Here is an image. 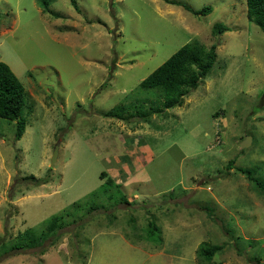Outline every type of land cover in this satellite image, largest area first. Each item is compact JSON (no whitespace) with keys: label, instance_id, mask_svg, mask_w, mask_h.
Here are the masks:
<instances>
[{"label":"rangeland","instance_id":"1","mask_svg":"<svg viewBox=\"0 0 264 264\" xmlns=\"http://www.w3.org/2000/svg\"><path fill=\"white\" fill-rule=\"evenodd\" d=\"M40 1L0 0V61L27 103L17 141L0 118V245L64 211L75 221L36 248L0 246V264H264V190L236 170L264 183V33L246 1L175 0L205 15L163 0H47L52 14ZM215 23L227 29L214 35ZM194 40L214 43L216 60L181 106L104 115L139 105V82ZM107 176L120 186L110 200ZM204 243L222 246L210 261Z\"/></svg>","mask_w":264,"mask_h":264},{"label":"trees","instance_id":"2","mask_svg":"<svg viewBox=\"0 0 264 264\" xmlns=\"http://www.w3.org/2000/svg\"><path fill=\"white\" fill-rule=\"evenodd\" d=\"M169 4L181 5L194 15H205L211 12L210 6H203L201 9H193L190 6L180 3L175 0H163ZM246 1V16L248 20L255 23L264 33V0H245ZM43 12H50L47 5V0H41ZM227 27L220 23H215L212 26V33L218 34L226 30ZM216 60V45L213 43L206 47L198 41H190L180 46L173 52L164 62L157 66L145 78L139 82V88L145 91L146 96L142 99L139 105L135 104H122L115 106L104 113L105 116L114 117L118 119H125L124 112L126 109L135 108V112H128V116L138 115L142 119H147L151 112H158L162 108H173L181 106L183 99L191 89L197 87L198 83L203 80L210 72ZM149 90H154L152 93L155 98L149 99L147 94ZM159 100V101H157ZM144 102L148 103V108L145 107ZM25 90L22 83L12 72L7 63L0 61V118L7 119L8 121H15L14 141L21 138L25 125L26 118L21 116L26 108ZM148 109V110H147ZM236 170L244 175L247 179L252 181L258 188L264 190V183L254 178L250 171L246 168L237 167ZM107 172H101L100 178L103 179ZM46 182V179L41 181ZM113 186L120 188L113 179L109 176L106 177L104 182L100 185L98 190L105 193L107 199L111 197L108 194V189ZM121 191V190H120ZM93 197H97L99 191H93ZM98 198V197H97ZM117 203H127L125 195L122 193V198ZM75 207V212L78 210ZM88 209H95L91 206ZM73 213L64 211L59 215L49 217L36 233L33 227H27L24 231L18 232L12 236L8 242H3L0 246L7 248L6 243L9 245L7 249H32L44 244L45 241L59 237L58 229L71 225L75 219H67L72 217ZM67 217V218H66ZM66 218V219H64ZM77 220V219H76ZM158 230L156 224L149 220L148 229L149 235ZM50 244V243H49ZM222 246L202 244L199 247L198 254L203 259L210 261L215 253L221 250ZM45 249H41L44 252Z\"/></svg>","mask_w":264,"mask_h":264},{"label":"water","instance_id":"3","mask_svg":"<svg viewBox=\"0 0 264 264\" xmlns=\"http://www.w3.org/2000/svg\"><path fill=\"white\" fill-rule=\"evenodd\" d=\"M251 142V137H247L246 140H243L241 142V147H245L246 145H248L249 143ZM58 145L59 143L57 142L55 145H54V148H53V154H52V157H51V162L53 163L56 159V155H57V150H58Z\"/></svg>","mask_w":264,"mask_h":264},{"label":"crops","instance_id":"4","mask_svg":"<svg viewBox=\"0 0 264 264\" xmlns=\"http://www.w3.org/2000/svg\"><path fill=\"white\" fill-rule=\"evenodd\" d=\"M131 148H132V147H131ZM143 148H145V146H143ZM146 148L149 149L148 146H146ZM135 150H136V149H135ZM148 151H150V149H149ZM150 152H151V151H150ZM134 157H135V156H134ZM134 157H133V158H134ZM133 158H132V159H133ZM115 163H116V162H115ZM117 164H118V163H117ZM132 164H133V162H132ZM133 165H134V164H133ZM127 169H129V168H127ZM110 170H111V171H110ZM113 170H115V171H113ZM129 170H130V169H129ZM108 173L111 174V175H114V174L117 175V172H116L115 167H113V168H109V169H108ZM133 173H134V170L127 171V174H133ZM115 175H114V176H115ZM138 178H139V176L136 177V179H138ZM123 184H124V183H123Z\"/></svg>","mask_w":264,"mask_h":264}]
</instances>
